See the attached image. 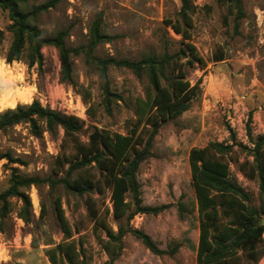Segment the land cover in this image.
<instances>
[{
	"label": "rangeland",
	"instance_id": "1",
	"mask_svg": "<svg viewBox=\"0 0 264 264\" xmlns=\"http://www.w3.org/2000/svg\"><path fill=\"white\" fill-rule=\"evenodd\" d=\"M194 4L191 41L204 58L205 66L202 69L195 65L187 72L193 85L200 82L201 92L188 111L160 128L152 155L143 161L137 175L143 204L167 208L158 214H137L128 220L127 216L113 215L109 190L80 196L62 186L54 193L46 185L33 186L30 196L34 222L26 224L15 213L12 215L8 233L0 232V264H51L45 253L51 246L45 242L65 240L54 205L58 196L67 219L76 229L72 239L83 244L88 264H197L199 212L189 154L192 148L211 142L233 144V151L227 155V160H232L231 177L249 192L252 205L259 206L258 181L245 177L236 162L252 161L244 146L252 147L251 137L264 134V0H243L245 17L240 21L238 33L235 15L226 5L216 0H194ZM181 5V0H61L41 18L40 24L47 37L69 29L67 45L86 46L89 28L102 12L103 31L117 38L100 44L95 55L138 60L146 53L162 54L177 48L169 40L181 37L166 22L177 17ZM10 23L9 13L0 9V29L5 31L1 53L11 43L6 30ZM42 54V65L31 68L24 61L8 64L0 55V97L18 96L16 102L0 106V112L39 100L44 106L83 119L85 125L79 135L84 142L89 140L93 127L112 133L129 132L136 121V100L145 99L150 89L146 76L139 78L125 68L110 67L111 91L121 99L114 98L107 109L100 74L94 64H87L83 56L74 57V85H71L61 78L58 49L46 46ZM220 56L223 60L215 61ZM7 152L20 161L7 165L6 160H0V191L8 187L11 166L26 175L59 178L64 173L55 174L57 156H73L76 151L61 127L35 137L27 125H18L0 131V154ZM92 171L99 175L96 168ZM88 197L96 201L102 215L110 210L106 221L115 233L121 225L140 229L160 249L170 252L177 247V251L156 255L131 233L122 238L121 249L115 243L109 247L105 231L93 229ZM42 204L46 207L44 215ZM261 235L259 245L264 251V229ZM258 264H264V253Z\"/></svg>",
	"mask_w": 264,
	"mask_h": 264
},
{
	"label": "trees",
	"instance_id": "2",
	"mask_svg": "<svg viewBox=\"0 0 264 264\" xmlns=\"http://www.w3.org/2000/svg\"><path fill=\"white\" fill-rule=\"evenodd\" d=\"M60 2L0 0V9L9 13L11 21L6 28L11 35L10 46L4 53L0 49V55L4 56L8 64L24 61L29 68L41 66L42 49L54 46L61 60L62 80L74 85L73 59L83 56L87 64H94L99 71L107 109L114 98L121 99V96L111 91L110 67L125 68L139 78L146 76L150 89L145 99L136 100V121L128 133H112L93 127L87 142L79 135L85 125L83 119L44 106L39 100L18 104L0 112V131L27 125L32 135L40 137L46 131L53 133L61 127L76 151L73 156H57L55 174L64 173L59 178L30 176L23 174L18 167H10L8 187L0 191V232L3 234L8 233L14 213L26 224L34 222L30 196L33 186L46 185L52 193L62 186L67 192L80 196L91 191L104 194L109 190L116 218L127 216L131 220L137 214H158L166 209L167 205L153 207L143 204L138 170L143 161L152 155L153 142L160 128L188 111L201 92L200 82L193 85L187 72L188 68L195 65L202 69L205 66L204 58L191 41L193 13L196 10L194 0H181L177 17L166 22L167 27L181 37L180 40H169L177 48L171 52L167 49L162 54L146 53L138 60L95 55L100 44L117 38L103 31L102 12L97 14L89 28L86 46L69 47L66 43L69 29L60 30L52 37L45 36L41 18ZM216 2L226 5L230 13L235 15V32L238 33L240 21L245 17L243 0ZM4 39L5 31L0 29V44ZM220 60H223L221 56L215 61ZM251 144L252 147L244 148L253 160L236 163L245 177L258 181L259 206L252 205L249 192L231 177L232 160H227V155L233 151V144L211 142L190 151L189 164L199 212L197 264H258L264 253L259 245L264 229L261 225L264 220V134L251 137ZM0 160H6L7 165L20 161L10 152L0 154ZM94 168L98 170V176L93 173ZM54 205L65 240L59 243L52 240L45 242L51 246L45 250L50 263L88 264L89 258L83 244L80 240L76 242L72 239L76 229L72 228L65 215L60 196L56 197ZM87 209L94 222L93 229L105 231L109 238L108 246L115 243L121 249L122 238L131 233L156 255L177 251V247H173L170 252L160 249L152 237L140 229L121 225L118 233H115L106 221L110 210H105L102 215L92 197L87 198ZM45 213L46 207L42 204L41 215ZM37 225L40 227L39 223ZM32 243L38 246L35 241Z\"/></svg>",
	"mask_w": 264,
	"mask_h": 264
},
{
	"label": "bare ground",
	"instance_id": "3",
	"mask_svg": "<svg viewBox=\"0 0 264 264\" xmlns=\"http://www.w3.org/2000/svg\"><path fill=\"white\" fill-rule=\"evenodd\" d=\"M1 72L2 71L0 69V77L2 75ZM17 99H18V96L17 95L16 96H12L11 94L1 95V97H0V106L5 105L6 103H9V104L10 103H14V102L17 101Z\"/></svg>",
	"mask_w": 264,
	"mask_h": 264
},
{
	"label": "water",
	"instance_id": "4",
	"mask_svg": "<svg viewBox=\"0 0 264 264\" xmlns=\"http://www.w3.org/2000/svg\"><path fill=\"white\" fill-rule=\"evenodd\" d=\"M262 222H264V220Z\"/></svg>",
	"mask_w": 264,
	"mask_h": 264
}]
</instances>
